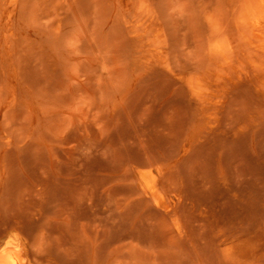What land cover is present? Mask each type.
I'll list each match as a JSON object with an SVG mask.
<instances>
[{
    "label": "rangeland",
    "instance_id": "1",
    "mask_svg": "<svg viewBox=\"0 0 264 264\" xmlns=\"http://www.w3.org/2000/svg\"><path fill=\"white\" fill-rule=\"evenodd\" d=\"M230 2L0 0V246L18 236L34 264H264V57ZM216 39L232 65L208 61Z\"/></svg>",
    "mask_w": 264,
    "mask_h": 264
},
{
    "label": "bare ground",
    "instance_id": "2",
    "mask_svg": "<svg viewBox=\"0 0 264 264\" xmlns=\"http://www.w3.org/2000/svg\"><path fill=\"white\" fill-rule=\"evenodd\" d=\"M230 1H232V0H229V2ZM232 2L234 4H232ZM232 2H230L228 4L229 5L231 4V8H232V5H234L233 6V12H232V14L233 13H236L237 14V15L233 14L234 17L237 16V18H235L236 20L234 19L235 20V28H236L237 32L240 33L246 39V41H247V43H248V45L250 47L254 48V50L257 51V53H258L257 56L258 57L260 56L259 54H261V56L264 57V0H234ZM228 4H226L227 10L230 7V6L227 7ZM229 11L230 10H228V13H229ZM231 17H233V16H231ZM211 20H212V18H211ZM233 22L234 21H232V27L234 26L233 25ZM235 28H234V30H235ZM231 31L232 30H230V32ZM237 32L235 33L236 35H237ZM232 34H233V32H232ZM222 35H224V36L227 37V34L225 35V33H223ZM235 36H233V38ZM238 36L239 35H237V37ZM239 37H241V36H239ZM213 39H215V38H213ZM218 39L220 40L221 37L218 38ZM218 39L215 40L214 44L211 47V50L209 49V53L211 51V60L209 59L208 61L209 62L210 61L211 62L212 61L214 62L217 59V63L220 64L221 63L220 62L221 61V58L224 57V59L226 60L227 63H231V61H232L231 60V58H232V49H233L232 46L235 43L231 45L230 44V40H228L229 42H222V41H219ZM224 39L226 41V38H224ZM222 40H223V37H222ZM237 42L238 43H236V44L239 45V40ZM241 42H242V40H241ZM244 44H245V42H244ZM243 45H241V46H243ZM245 45H247V44H245ZM236 47H237V45H236ZM242 48H240V49H242ZM245 48L246 47H244L243 51H245ZM249 49H251V48H249ZM236 50H237V48H236ZM247 51H248L247 53H249V50H247ZM255 51H254V53H256ZM220 55L223 56V57H221ZM247 55H249V54H247ZM236 56L238 57V55H236ZM208 57H209V55H208ZM218 57L220 59L219 62H218ZM232 59L234 60V58H232ZM247 59H249V57ZM259 59H257V58L255 59V60H257L254 63L255 70L251 66L252 69H253L252 72H254L255 74H257L256 73V70L258 71L257 76H260L259 75V71H261L260 74L264 71V61H263L264 58H259ZM243 61H245V60H243ZM209 64L211 65V63H208V66H209ZM234 64H235V62L233 63V65ZM237 64H238V62H237ZM239 64L240 65H237V67L238 66H241L242 67L243 64H241V63H239ZM213 65L214 64H212L211 66L214 67V68L211 69V70L214 71L215 66H213ZM225 65H226V63H225ZM231 65H232V63H231ZM246 68H248V67H246ZM209 69H210V66H209ZM224 69H226V71H227V67L224 68ZM219 71L221 72V69L218 70V72ZM229 71H230V69L228 70V73H229ZM222 72H224V71H222ZM247 73H250V72H247ZM263 75H264V72H263ZM251 76H252V73H251ZM206 77L207 76H205V78ZM252 78H251V80H252ZM200 79H201V77H200ZM200 79H198V82L199 83H202V81ZM263 79H264V77H263ZM195 80H197V78ZM192 82H193V80H192ZM192 82H191V87L193 88V94L196 95L199 98L200 103L202 105H204V106H210L208 99H205L204 96L199 93V90L198 89L200 87L199 88L197 87L198 89L195 88V85ZM253 82L255 83L256 81H253ZM254 86H256V85H254ZM262 87H264V86H262ZM260 89L263 90V88H261V87H260ZM203 110H204L205 113H209V111H210L209 109L207 110V108H204ZM142 177H143V180H144V184L146 185L147 188H149V190L151 191V193L154 196L158 195L159 194V190H158V188L156 186V181H155L154 174L151 171H149L148 173L143 174ZM0 264H34V263L29 259L28 253L26 252V249H25V246H24L22 240L18 236H16V237H10V238H8L4 242V244L2 246H0Z\"/></svg>",
    "mask_w": 264,
    "mask_h": 264
}]
</instances>
